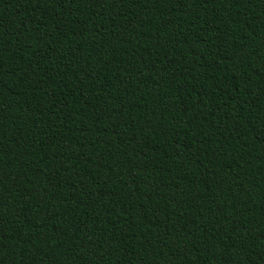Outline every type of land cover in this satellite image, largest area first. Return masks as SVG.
I'll list each match as a JSON object with an SVG mask.
<instances>
[{
	"label": "trees",
	"instance_id": "16d2710c",
	"mask_svg": "<svg viewBox=\"0 0 264 264\" xmlns=\"http://www.w3.org/2000/svg\"><path fill=\"white\" fill-rule=\"evenodd\" d=\"M0 264H264V0H0Z\"/></svg>",
	"mask_w": 264,
	"mask_h": 264
}]
</instances>
